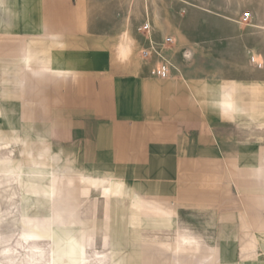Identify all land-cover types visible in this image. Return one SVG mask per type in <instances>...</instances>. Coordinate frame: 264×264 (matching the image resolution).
Masks as SVG:
<instances>
[{
    "label": "crops",
    "instance_id": "crops-1",
    "mask_svg": "<svg viewBox=\"0 0 264 264\" xmlns=\"http://www.w3.org/2000/svg\"><path fill=\"white\" fill-rule=\"evenodd\" d=\"M236 25L151 48L114 0H0V264H264V57Z\"/></svg>",
    "mask_w": 264,
    "mask_h": 264
},
{
    "label": "rangeland",
    "instance_id": "rangeland-1",
    "mask_svg": "<svg viewBox=\"0 0 264 264\" xmlns=\"http://www.w3.org/2000/svg\"><path fill=\"white\" fill-rule=\"evenodd\" d=\"M114 9L121 21H130L133 26L145 22L162 27L161 39L172 35L168 31L180 28L182 21L189 28L200 24L231 27L240 23L246 31L240 38L254 43L264 57V0H114ZM245 13L250 15L248 19H244ZM136 27L129 31V38L135 43ZM131 53L134 55V50Z\"/></svg>",
    "mask_w": 264,
    "mask_h": 264
},
{
    "label": "built area",
    "instance_id": "built-area-1",
    "mask_svg": "<svg viewBox=\"0 0 264 264\" xmlns=\"http://www.w3.org/2000/svg\"><path fill=\"white\" fill-rule=\"evenodd\" d=\"M249 17H250L249 13H245L244 19H248ZM149 28H150L149 24L144 22L141 26H139L137 28V31L139 33H142V34H147L148 31H149ZM164 42L165 43H173L174 39L172 37H170V36H167V37L164 38ZM149 44H150V47L153 48L154 42L153 41H149ZM149 55H150L149 50H143L142 51V56L143 57H149ZM161 74L164 75L165 73L162 71Z\"/></svg>",
    "mask_w": 264,
    "mask_h": 264
},
{
    "label": "bare ground",
    "instance_id": "bare-ground-1",
    "mask_svg": "<svg viewBox=\"0 0 264 264\" xmlns=\"http://www.w3.org/2000/svg\"><path fill=\"white\" fill-rule=\"evenodd\" d=\"M146 36H147V40L148 41H152L153 40V38L151 37V35H150V28H149V31H148V33L146 34ZM256 63L259 65L260 64V60L258 61L257 59H256ZM66 184V183H65ZM72 188V187H71ZM74 188H75V186H74ZM75 227V226H74ZM80 252V251H79ZM52 260V259H51Z\"/></svg>",
    "mask_w": 264,
    "mask_h": 264
}]
</instances>
